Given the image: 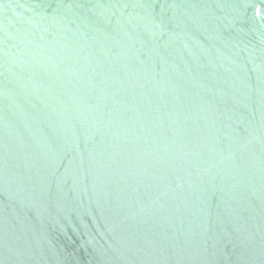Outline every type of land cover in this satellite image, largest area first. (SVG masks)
<instances>
[{
  "label": "water",
  "instance_id": "water-1",
  "mask_svg": "<svg viewBox=\"0 0 264 264\" xmlns=\"http://www.w3.org/2000/svg\"><path fill=\"white\" fill-rule=\"evenodd\" d=\"M0 264H264V0H0Z\"/></svg>",
  "mask_w": 264,
  "mask_h": 264
}]
</instances>
